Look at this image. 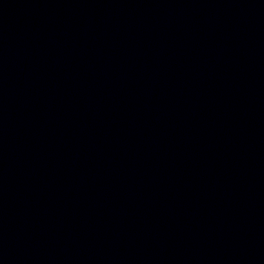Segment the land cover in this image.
<instances>
[{
	"label": "water",
	"instance_id": "obj_1",
	"mask_svg": "<svg viewBox=\"0 0 264 264\" xmlns=\"http://www.w3.org/2000/svg\"><path fill=\"white\" fill-rule=\"evenodd\" d=\"M0 264H264V0H0Z\"/></svg>",
	"mask_w": 264,
	"mask_h": 264
}]
</instances>
